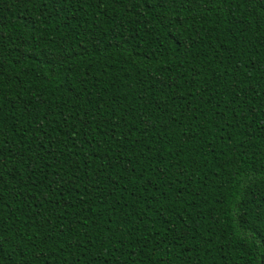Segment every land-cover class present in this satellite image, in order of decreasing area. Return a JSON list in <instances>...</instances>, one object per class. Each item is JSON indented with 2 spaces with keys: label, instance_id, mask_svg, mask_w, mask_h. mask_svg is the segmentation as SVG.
<instances>
[{
  "label": "trees",
  "instance_id": "trees-1",
  "mask_svg": "<svg viewBox=\"0 0 264 264\" xmlns=\"http://www.w3.org/2000/svg\"><path fill=\"white\" fill-rule=\"evenodd\" d=\"M0 264H264V4L0 0Z\"/></svg>",
  "mask_w": 264,
  "mask_h": 264
},
{
  "label": "snow or ice",
  "instance_id": "snow-or-ice-1",
  "mask_svg": "<svg viewBox=\"0 0 264 264\" xmlns=\"http://www.w3.org/2000/svg\"><path fill=\"white\" fill-rule=\"evenodd\" d=\"M253 2L258 3V4H264V0H253Z\"/></svg>",
  "mask_w": 264,
  "mask_h": 264
}]
</instances>
